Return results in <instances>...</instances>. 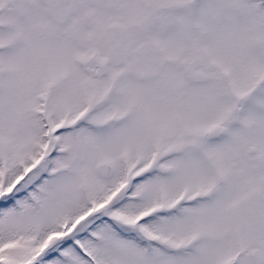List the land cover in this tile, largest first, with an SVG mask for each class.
<instances>
[{
	"label": "snow or ice",
	"instance_id": "6c2138e0",
	"mask_svg": "<svg viewBox=\"0 0 264 264\" xmlns=\"http://www.w3.org/2000/svg\"><path fill=\"white\" fill-rule=\"evenodd\" d=\"M0 264H264V0H0Z\"/></svg>",
	"mask_w": 264,
	"mask_h": 264
}]
</instances>
